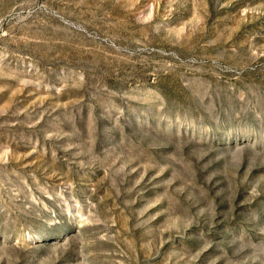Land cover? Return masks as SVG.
<instances>
[{"label": "rangeland", "instance_id": "rangeland-1", "mask_svg": "<svg viewBox=\"0 0 264 264\" xmlns=\"http://www.w3.org/2000/svg\"><path fill=\"white\" fill-rule=\"evenodd\" d=\"M0 264H264V0H0Z\"/></svg>", "mask_w": 264, "mask_h": 264}]
</instances>
